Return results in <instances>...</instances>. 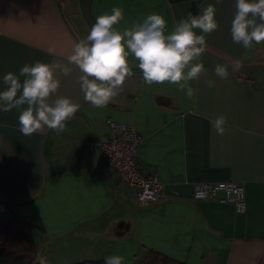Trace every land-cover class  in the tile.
I'll return each mask as SVG.
<instances>
[{
  "label": "crops",
  "instance_id": "obj_1",
  "mask_svg": "<svg viewBox=\"0 0 264 264\" xmlns=\"http://www.w3.org/2000/svg\"><path fill=\"white\" fill-rule=\"evenodd\" d=\"M210 4L218 27L209 34L194 30L205 35L207 48L204 72L188 82L191 99L175 84L147 85L130 54L133 74L104 108L85 101L74 65H67L70 75L56 74L60 88L49 102L67 97L79 105L59 134L45 127L23 135L18 117L26 104L0 111V216L34 224L39 261L119 255L136 264L151 248L187 264H264V42L250 49L233 42L236 0H0V92L4 75L19 76L25 65L67 64L96 17L114 7L123 11L114 26L121 32L159 14L171 34L189 12L199 15ZM218 64L227 66V79L215 75ZM221 115L223 136L211 126ZM107 120L132 124L142 135L136 162L163 184L160 200L138 202L136 188L106 169L96 141L105 138ZM200 181L242 185L245 210L193 199Z\"/></svg>",
  "mask_w": 264,
  "mask_h": 264
},
{
  "label": "clouds",
  "instance_id": "obj_2",
  "mask_svg": "<svg viewBox=\"0 0 264 264\" xmlns=\"http://www.w3.org/2000/svg\"><path fill=\"white\" fill-rule=\"evenodd\" d=\"M235 7L230 28L233 42L245 49H250L253 42H264V0H236ZM122 19L123 11L119 7H114L111 14L96 17L87 37L73 45L67 64L36 62L23 66L19 76L12 72L4 75L6 90L0 92V111L10 112L26 104L18 117L23 135L31 136L45 127L59 134L65 130L66 121L79 110V105L67 97L49 102L60 88L56 74L68 76L72 68L67 65H74L81 73L78 83L85 101L94 108H104L133 74L128 63L130 54L138 61L147 85L175 84L191 99L194 89L188 82L204 72L200 61L207 48L205 35H198L194 30L209 34L217 29L215 7L210 4L196 16L189 12L171 34H165L166 21L159 14H150L123 32L114 27ZM239 65L240 61H236V67ZM214 73L221 79L229 76L224 65H216ZM20 77H24L22 83ZM208 86L213 87L214 81L209 80ZM226 124L227 118L223 115L211 121L220 136L225 134ZM40 264H45L43 258ZM104 264H124V260L119 255H111L105 258Z\"/></svg>",
  "mask_w": 264,
  "mask_h": 264
},
{
  "label": "built area",
  "instance_id": "obj_3",
  "mask_svg": "<svg viewBox=\"0 0 264 264\" xmlns=\"http://www.w3.org/2000/svg\"><path fill=\"white\" fill-rule=\"evenodd\" d=\"M141 142L142 135L134 125L107 120L105 138L96 141V145L105 155L106 169L117 179L136 188L138 202H156L164 196L163 184L156 173L142 172L137 165L136 150ZM192 197L231 203L238 213L246 208L243 187L235 182H196Z\"/></svg>",
  "mask_w": 264,
  "mask_h": 264
},
{
  "label": "trees",
  "instance_id": "obj_4",
  "mask_svg": "<svg viewBox=\"0 0 264 264\" xmlns=\"http://www.w3.org/2000/svg\"><path fill=\"white\" fill-rule=\"evenodd\" d=\"M35 226L13 214L0 216V264H40L33 240ZM103 259L82 260L74 264H104ZM136 264H187L146 248Z\"/></svg>",
  "mask_w": 264,
  "mask_h": 264
}]
</instances>
